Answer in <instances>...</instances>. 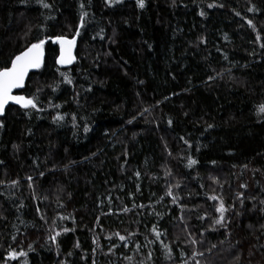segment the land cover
Returning a JSON list of instances; mask_svg holds the SVG:
<instances>
[{
	"label": "trees",
	"instance_id": "16d2710c",
	"mask_svg": "<svg viewBox=\"0 0 264 264\" xmlns=\"http://www.w3.org/2000/svg\"><path fill=\"white\" fill-rule=\"evenodd\" d=\"M43 37L76 60L0 122V264H264V0H0V68Z\"/></svg>",
	"mask_w": 264,
	"mask_h": 264
},
{
	"label": "snow or ice",
	"instance_id": "6c2138e0",
	"mask_svg": "<svg viewBox=\"0 0 264 264\" xmlns=\"http://www.w3.org/2000/svg\"><path fill=\"white\" fill-rule=\"evenodd\" d=\"M120 2V0H116ZM137 3L141 8L144 7V0H137ZM45 8L50 7L48 4L43 5ZM83 7V5H81ZM213 7V5H209ZM251 10V9H250ZM203 14V13H201ZM87 16V12L82 13L80 27L84 26V17ZM251 24V21H249ZM79 35V32L76 33ZM259 39V37H257ZM56 43L60 45V54L59 59L56 61L58 64L66 65L72 64L75 60L73 55V49L76 45V39H67L65 37H57L55 40ZM46 41L41 40L38 43L32 44L25 51H22L19 55H16L14 59L11 60V66H4L0 68V114H3L5 106L7 104L15 103L24 108L32 107L36 108V103L34 98H26L23 95H14V90L23 89L25 87V81L28 77V74L33 69H40L44 63V44ZM264 47V45H261ZM67 83L71 84L72 81L67 79ZM260 111L264 112V105L260 106ZM57 119H63V117H57ZM87 131V129H85ZM194 163V161L192 162ZM171 195V193H169ZM211 199H217L215 196ZM223 213V206L219 209ZM223 220V215L220 219L216 221L217 224H220ZM159 236V233H157ZM54 239V238H53ZM123 240L124 237H121ZM16 252L10 253V258L15 259L17 257ZM25 252H20L19 256H25Z\"/></svg>",
	"mask_w": 264,
	"mask_h": 264
},
{
	"label": "water",
	"instance_id": "95a60500",
	"mask_svg": "<svg viewBox=\"0 0 264 264\" xmlns=\"http://www.w3.org/2000/svg\"><path fill=\"white\" fill-rule=\"evenodd\" d=\"M56 38L57 37H43L42 39H40V40H37V41H35V42H33V43H31L28 47H30L32 44H34V43H38V42H40L41 40H44V41H46V43L44 44V63H43V66L40 68V69H33V70H31L30 72H29V74H28V77L26 78V81H25V87L23 88V89H17V90H14V92H13V94L14 95H23V96H25L26 98H34V102L36 103V108H32V107H28V108H24V107H22V106H20V105H18V104H15V103H9V104H7L6 106H5V109H4V112H3V114H0V122H1V120L5 117V115H6V112H7V109L10 107V106H16V107H18V108H20V109H22V110H24V111H26V110H31V109H34V110H40V107H39V104H38V101L36 100V98L35 97H33V96H31V95H27L26 94V88H27V84H28V81H29V78L31 77V75H33V74H36V73H40L43 69H44V67H45V63H46V56H47V47H48V45H49V43H53V44H57V45H59L58 43H56L55 42V40H56ZM75 39H76V45H75V48L73 49V55L75 56V60H76V49H77V37H74ZM68 39V38H67ZM71 39H73V38H71ZM27 47V48H28ZM59 47H60V45H59ZM26 48V49H27ZM26 49H24L23 51H25ZM21 53V52H20ZM20 53H18L17 55H19ZM60 54V53H59ZM15 58V57H14ZM13 58V59H14ZM58 59H59V57H58ZM75 60L73 61V63L75 62ZM72 63V64H73ZM72 64H66V65H61L62 67H69V66H71ZM10 66H11V64H10ZM9 66V67H10Z\"/></svg>",
	"mask_w": 264,
	"mask_h": 264
}]
</instances>
